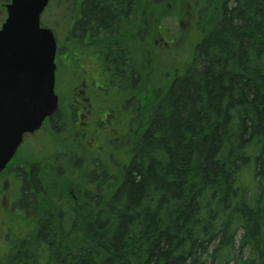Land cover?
<instances>
[{
    "label": "trees",
    "instance_id": "trees-1",
    "mask_svg": "<svg viewBox=\"0 0 264 264\" xmlns=\"http://www.w3.org/2000/svg\"><path fill=\"white\" fill-rule=\"evenodd\" d=\"M132 1L84 0L73 33L111 28ZM199 12L207 25L184 74L142 101L144 120L138 105L129 113L139 136L124 138L125 165L92 156L85 176L80 153L61 148L77 155L71 167L16 169L12 207L32 227L0 264H264V0H205ZM109 59L120 73L123 54ZM116 76L122 93L145 92L143 72L136 88ZM49 122L62 133L59 110Z\"/></svg>",
    "mask_w": 264,
    "mask_h": 264
},
{
    "label": "rangeland",
    "instance_id": "rangeland-1",
    "mask_svg": "<svg viewBox=\"0 0 264 264\" xmlns=\"http://www.w3.org/2000/svg\"><path fill=\"white\" fill-rule=\"evenodd\" d=\"M204 1L141 0L142 42L139 69L145 75L146 84L145 92L136 93V97L115 89L111 86L112 83L103 87L96 85L94 91L99 97L93 99L97 107L96 113L82 117L73 109L69 112L68 108L73 100V89L79 80L68 71L59 73L56 92L59 96L58 110L64 121L62 133L56 134L50 122L45 121L39 131L24 138L14 157L15 161L4 174H0V187L4 191V194L0 193V256L8 253L14 243L32 227L31 218H24L18 207H12L20 196V180L16 178V173L26 174L30 169L39 171L43 168L41 162L56 168L70 160L71 167L78 158L76 154L74 157L62 151L67 150L66 148L76 150L85 160L82 166L85 176L90 174L95 164L92 156L102 161L106 169L109 168V155L113 161V170L128 162L132 151L131 147L124 144V138L135 137L136 134L139 136L136 127L129 132V113L133 105H138L136 112L141 113L144 120L148 108L143 106L142 101L144 103V99L157 97L171 84L174 77L184 74L192 61L196 44L204 36L207 23L202 24L199 12L204 7ZM69 56L72 57V54ZM91 61L92 59H86L81 62L87 71H91ZM90 85L85 83L82 86L87 97H94L89 93ZM130 86L137 87L136 84ZM132 97L136 100L131 99ZM102 99L108 100L105 105ZM113 100L115 102H111ZM54 152L59 155L54 157ZM50 156L55 158L51 162ZM24 163L25 171L21 169ZM16 169L18 172H15ZM81 178L82 174H78L76 179Z\"/></svg>",
    "mask_w": 264,
    "mask_h": 264
},
{
    "label": "water",
    "instance_id": "water-1",
    "mask_svg": "<svg viewBox=\"0 0 264 264\" xmlns=\"http://www.w3.org/2000/svg\"><path fill=\"white\" fill-rule=\"evenodd\" d=\"M48 0H11L0 28V172L26 134L58 108L54 92L56 44L40 26Z\"/></svg>",
    "mask_w": 264,
    "mask_h": 264
},
{
    "label": "flooded vegetation",
    "instance_id": "flooded-vegetation-1",
    "mask_svg": "<svg viewBox=\"0 0 264 264\" xmlns=\"http://www.w3.org/2000/svg\"><path fill=\"white\" fill-rule=\"evenodd\" d=\"M10 3L11 0H0V27L7 18V6ZM83 8L84 0H48L40 16L41 26L51 30L56 44L55 90L57 76L59 73L63 74V70L79 80L73 89V100L68 104V108L69 112L73 109L82 117L96 113L97 107L93 101L95 97L99 98L94 91L96 85L103 87L111 83V78L117 77L116 74L129 78L133 76L135 80L133 84H139L142 42L141 0H133L127 15L119 16L111 28L99 29L95 34L87 33L80 36L75 35L73 30L82 19ZM118 52L122 53L126 60L120 73L117 61L109 59ZM70 54L72 57L69 56ZM86 59H92L91 71H87L81 64ZM85 83L91 84L88 89L94 97L86 96L82 86ZM101 101L105 105L108 100ZM0 193L4 194L2 187H0ZM3 202H5V196H3Z\"/></svg>",
    "mask_w": 264,
    "mask_h": 264
}]
</instances>
